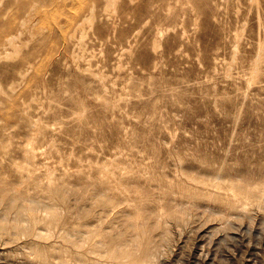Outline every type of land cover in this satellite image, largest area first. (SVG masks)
<instances>
[{
  "label": "rangeland",
  "instance_id": "obj_1",
  "mask_svg": "<svg viewBox=\"0 0 264 264\" xmlns=\"http://www.w3.org/2000/svg\"><path fill=\"white\" fill-rule=\"evenodd\" d=\"M263 187L264 0H0V264H264Z\"/></svg>",
  "mask_w": 264,
  "mask_h": 264
},
{
  "label": "bare ground",
  "instance_id": "obj_2",
  "mask_svg": "<svg viewBox=\"0 0 264 264\" xmlns=\"http://www.w3.org/2000/svg\"><path fill=\"white\" fill-rule=\"evenodd\" d=\"M216 174L218 175V172H217ZM223 174H224V173H223ZM214 177H215V176H214ZM239 179H240V178H239ZM231 181H232V180H231ZM208 182H209V181H208ZM103 183H104V182H103ZM103 183H102V184H103ZM183 183H184V182H183ZM104 184H105V183H104ZM231 184H232V187L234 188V187H237L239 183H237V182L235 181V182H232ZM260 184H261V183H260ZM5 185H6V184H5ZM185 185H186V183H185ZM185 185H184V186H185ZM217 185H218V184H217ZM99 186H101V185H99ZM184 186H182V187H184ZM186 186H187V185H186ZM3 187H5V186H3ZM103 187H104V186H103ZM248 187H249V186H248ZM251 187H252V186H251ZM259 187H260V186H259ZM5 188H8V187H5ZM189 188H190V186H189ZM263 188H264V187H263ZM3 189H4V188H3ZM3 189H2V190H3ZM8 189H9V188H8ZM8 189H7V190H8ZM185 189H187V188L184 187V190H185ZM5 190H6V189H5ZM7 190H6V191H7ZM107 190H108V189H107ZM107 190H105V191H107ZM230 190H231V189H230ZM263 190H264V189H262V190H260V191H263ZM3 191H4V190H3ZM181 191L183 192V190H181ZM231 191H234V190H231ZM244 191H245V190H244ZM247 191H251V189H249V190H247ZM7 192H8V191H7ZM11 192H13V190H12ZM198 192H199V191H198ZM1 193H2V192H1ZM8 193H9V192H8ZM8 193H7V194H8ZM98 193H99V192H98ZM101 193H102V192H101ZM196 193H197V192H196ZM2 194H3V193H2ZM15 194H16V192H15ZM17 194H18V191H17ZM21 194H23V193H21ZM21 194H20V195H21ZM184 194H185V192H184ZM199 194H200V193H199ZM199 194H198V195H199ZM261 194H262V192H261ZM11 195H12V194H11ZM20 195H18L17 197H19ZM25 195H26V194H25ZM25 195H24V196H25ZM190 195H192V194H190ZM193 195H195V194H193ZM235 195H236V194H235ZM254 195H255V194H254ZM9 196H10V195H9ZM24 196H22V197L24 198ZM26 196H27V195H26ZM26 196H25V197H26ZM106 196H107V195H106ZM185 196H186V195H185ZM239 196H240V194H239ZM262 196H263V194H262ZM20 197H21V196H20ZM20 197H19V198H20ZM108 197H109V196H108ZM23 198H22V199H23ZM7 199H8V198L6 197V201H7ZM107 199H109V198H107ZM0 200H1V199H0ZM8 200H9V204H10L11 206H14L15 198L10 196ZM18 200H19V199H18ZM18 200H17V201H18ZM26 200H27V199H26ZM29 200H30V199H29ZM31 200H33V199H31ZM31 200H30V201H31ZM22 201H23V200H22ZM105 201H107V200H105ZM109 201H110V199H109ZM17 203H18V202H17ZM17 203H15V204H17ZM106 203H107V202H106ZM228 204H229V203H228ZM232 204H233V203H232ZM17 206H18V204H17ZM235 206H236V205H235ZM15 207H16V206H15ZM139 207H140V206H139ZM227 207H228V206H227ZM237 207H238V206H237ZM24 209H25V208H24ZM114 209H115V208H114ZM19 210H20V209H19ZM14 211H15V210H14ZM25 211L27 212L26 209H25ZM133 211H134V210H133ZM141 211H142V210H141ZM20 212H21L23 215L25 214V213H24L23 211H21V210H20ZM136 212H137V211H136ZM143 212H144V211H142L141 213H136L135 216L131 217L130 220L128 219V220H129V224H128V225H129V228H130V227H131V228L134 227L133 229L136 228L139 232L142 231L143 233L146 232V231L148 230L147 228H146V229H142L143 220L145 219V218H144L145 213H143ZM132 213H133V212H132ZM134 213H135V212H134ZM142 213H143V214H142ZM16 214H17V213H16ZM30 214H31V213H30ZM32 214H34V213H32ZM32 214H31V215H32ZM17 215H18V214H17ZM23 215H22V218H23ZM131 215H132V214H131ZM147 215H148V214H147ZM151 215H152V214H151ZM18 216L21 217V215H18ZM24 216L26 217V215H24ZM28 216H29V219H30L31 216H30V215H28ZM28 216H27V217H28ZM34 216H35V214H34ZM19 217H18V218H19ZM147 217H148V216H147ZM152 217H153V216H152ZM15 218H17V217H15ZM22 218H21V219L19 218L18 220H22ZM147 222H148V221H147V219H146V223H147ZM148 223H149V222H148ZM149 224H151V223H149ZM149 224H147V226H148ZM144 225H145V224H144ZM144 225H143V228H145ZM145 226H146V225H145ZM147 226H146V227H147ZM149 227H150V226H149ZM92 231H93V230H92ZM93 232H94V231H93ZM148 232H150V231H148ZM146 233H147V232H146ZM136 234H138V233H136ZM147 234H150V233H147ZM138 235H140V234H138ZM70 236H71V235H70ZM78 236H79V235H78ZM140 236H141V235H140ZM140 236H139V237H140ZM146 236L149 237L150 235H146ZM73 237H74V236H73ZM142 237H143V236H142ZM142 237H140V238L142 239ZM114 238H115V237H114ZM126 238H127V237H126ZM126 238H125V239H126ZM104 240H105V238H104ZM91 241H92V240H91ZM91 241H90V242H91ZM105 241H106V240H105ZM109 241H110V240H109ZM109 241H108V242H109ZM113 241H114V240H113ZM145 241H146V240H145ZM90 242H89V243H90ZM106 242H107V241H106ZM73 243H75V244H74V246H75V245H76V242H73ZM97 243H99V242H97ZM113 243H114V242H113ZM143 243H144V242H143ZM145 243H147V241H146ZM84 244H85V242H84ZM100 244H101V243H100ZM126 244H128V243H126ZM130 244H131V243H130ZM77 245H78V244H77ZM102 245H104V244H102ZM111 245H112V244H111ZM109 246H110V245H109ZM109 246H108V247H109ZM115 246H116V244H115ZM121 246H122V245H121ZM126 246H127V245H126ZM126 246H125L124 248H126ZM146 246H147V245H146ZM75 247H76V246H75ZM108 247H107V248H108ZM111 247H112V246H111ZM127 247H128V246H127ZM129 247H130V246H129ZM142 247H143V246H142ZM109 248H110V247H109ZM112 248H113V247H112ZM117 248H119V251H120V246L117 247ZM117 248H116V249H117ZM35 249H36V248H35ZM38 249H41V248H38ZM38 249H37V250H38ZM108 250H109V249H108ZM126 250L128 251V248H127ZM109 251H110V250H109ZM119 251H118V252H119ZM122 251H124L126 254H129V253H130L129 251H128L129 253H127V252H126L125 250H123V249H122ZM130 251H131V249H130ZM76 252H77V251H76ZM131 252H133V251H131ZM143 252H144V251H143ZM95 253H96V252H95ZM133 253H134V252H133ZM42 254H43L42 256H45V255H46V254L44 253V251H43ZM44 254H45V255H44ZM72 254H73V253H72ZM111 254H112V253H111ZM117 254H118V253H117ZM126 254H125V255H126ZM131 254H132V253H131ZM120 255H121V253H120ZM132 255H133V254H132ZM135 255H136V254H135ZM46 256H47V255H46ZM113 256H114V254H113ZM115 256H116V255H115ZM115 256H114V257H115ZM123 256H124V254H123ZM137 256H139V255H136V257H137ZM117 257H118V256H117ZM129 257H131V256H129ZM129 257H128V258H129ZM134 257H135V256H134ZM134 257H133V258H134ZM136 257L133 259V261H132L133 263H132L131 261H129V262L132 263V264H140V263H139V260H138L139 258L137 259ZM142 257H143V256H142ZM43 258H44V257H43ZM118 258H119V257H118ZM123 258L125 259V258H127V257H123ZM86 259H87V258H86ZM115 259H116V258H115ZM120 259H121V258H120ZM140 259H141V258H140ZM118 260H119V259H118ZM88 261H89V260H88ZM116 261H117V259H116ZM119 262H121V261H119ZM67 264H68V263H67ZM120 264H122V263H120Z\"/></svg>",
  "mask_w": 264,
  "mask_h": 264
}]
</instances>
